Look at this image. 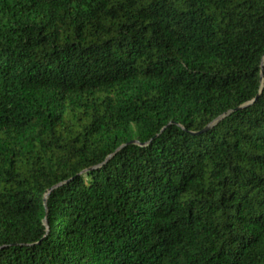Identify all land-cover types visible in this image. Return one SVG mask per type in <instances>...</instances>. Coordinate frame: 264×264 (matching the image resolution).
Returning a JSON list of instances; mask_svg holds the SVG:
<instances>
[{
  "label": "trees",
  "instance_id": "trees-1",
  "mask_svg": "<svg viewBox=\"0 0 264 264\" xmlns=\"http://www.w3.org/2000/svg\"><path fill=\"white\" fill-rule=\"evenodd\" d=\"M0 264H264V0H0Z\"/></svg>",
  "mask_w": 264,
  "mask_h": 264
}]
</instances>
